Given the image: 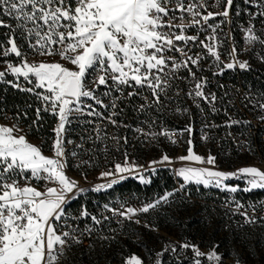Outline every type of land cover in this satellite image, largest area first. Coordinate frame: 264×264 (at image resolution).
<instances>
[{
	"label": "snow or ice",
	"instance_id": "snow-or-ice-1",
	"mask_svg": "<svg viewBox=\"0 0 264 264\" xmlns=\"http://www.w3.org/2000/svg\"><path fill=\"white\" fill-rule=\"evenodd\" d=\"M214 2L217 7L223 3L224 10L207 11L205 0H193L188 4H185L184 0H175V7H170L172 0H0V27L9 29L5 34L6 42L0 41V56L7 58L14 55L21 60L19 65L6 62V69L0 71V82L12 84L13 81L5 80L8 74H12L17 80L23 77L29 82L30 77L34 78V88L43 89L46 93H37L38 98L45 105H50L52 113L58 116V125L54 129L56 139L53 142V157L44 155L41 148L28 142L25 136L13 135V127L0 126V264H62L67 250L72 246L69 241L76 244L81 242L72 231H58L57 222L65 216L67 194L78 187V182L65 172L66 159L62 134L73 113L85 114L84 108L81 107L82 98H91L97 105L107 108L109 105H105L96 95V89L105 86L108 91L103 93L104 96L110 97L113 89L122 96L123 88L127 86L133 89L128 92L129 97L139 95L135 91L137 87L147 88L151 91L152 103L159 104L161 96L167 95V90L178 78L177 73L183 68L189 71L193 81V89L188 95L209 104L216 101L214 93L206 94L204 91L207 79L204 77L197 79L196 74L191 71L190 66L199 67L203 57L191 56L179 46V43L186 47L189 42H198L216 61L220 60L219 52L216 50L219 46L217 30L220 23L230 22V10L234 6V0ZM246 2L259 9L258 12L249 13L250 16L264 18V0ZM204 11H207L206 15ZM176 12H179L180 16H176ZM185 14L190 17L188 23L184 22ZM3 17L14 20L15 27L7 23ZM217 17L222 18L220 23H209ZM177 20L180 22L177 23ZM193 27L201 29L206 27L210 30L211 35L207 36L206 40L212 43L200 40L198 35H186L185 31ZM176 29H179V33L175 31ZM17 30L19 38L24 39L29 48L38 55H59L61 59L75 66V69L65 67L59 62L29 63L26 54L17 44ZM244 31L245 39L250 45L257 42L264 44V38L256 34L251 20ZM33 38L35 43L32 42ZM170 52L176 55H168ZM261 59L264 60V57ZM224 67L247 69L250 65L247 61L233 59ZM90 73H96L91 86L85 83ZM14 86L20 87L19 83H15ZM34 88L23 90L32 92ZM144 99L147 100V97ZM255 106L264 110V103L257 102ZM84 107L91 108L90 105ZM111 107L113 109L116 107L115 100L111 102ZM144 108L145 105L140 106V110ZM44 110L48 111L49 108L45 107ZM212 110L215 111V108ZM36 111L39 115L41 109ZM87 114L102 116L95 109ZM260 119L264 120V116ZM110 122L114 125L117 123L111 119ZM186 131L191 132V127ZM163 135L167 136L169 133L165 132ZM188 144V154L180 156L181 161L215 163L214 156L209 155L205 158L195 154L190 139ZM72 155L75 156L76 153L73 152ZM170 159L164 154L161 162H170ZM136 167L138 166L134 164L129 165L126 160L124 165L116 163L114 171L103 172L101 176L131 173ZM179 175L186 183L223 187L233 193L239 191V187H229L225 181L247 176L246 183L249 187H245L243 191L264 189V170L255 166L243 167L236 172L204 167H182L179 169ZM125 178L123 175L120 176L121 180ZM21 179L25 181L23 185L20 184ZM32 179L52 182L59 187H46L44 191H40L29 183ZM140 179L144 183L149 182L142 176ZM117 182L112 180L107 185H97L95 190L112 187ZM171 195L172 193H168L161 200L167 201ZM161 200L148 203L140 209L128 207L126 211L118 213L114 210V214L131 220L139 213H147L150 209L156 208ZM237 207L242 205L238 204ZM82 215L87 217L89 213L83 211ZM244 215L248 223H255V217L249 216L248 213ZM91 219L100 223L95 216ZM183 247H192L197 257L203 256L215 264H221L222 258L215 248L203 253L198 247L188 243ZM125 264H143V260L133 255L126 259ZM157 264L160 262L157 261ZM195 264H201V261L197 259ZM235 264H240L239 260Z\"/></svg>",
	"mask_w": 264,
	"mask_h": 264
},
{
	"label": "rangeland",
	"instance_id": "rangeland-1",
	"mask_svg": "<svg viewBox=\"0 0 264 264\" xmlns=\"http://www.w3.org/2000/svg\"><path fill=\"white\" fill-rule=\"evenodd\" d=\"M3 18L15 27L14 20ZM3 28L0 40L6 42L5 34L9 29ZM32 42L35 43L34 38ZM17 44L26 54L29 63L59 62L75 69V66L59 55H38L24 39L19 38V30ZM6 62L19 65L21 60L14 55L3 59L0 71L6 69ZM95 76L96 73H90L85 83L91 86ZM5 80L13 83L0 82V86L8 88L15 97L17 91L13 86L16 77L8 74ZM42 91L43 89L37 88L35 92H17L24 94L23 104L17 102L19 105L13 110V121L0 114V126L13 127V135L25 136L28 142L39 146L44 155L53 157V142L56 139L54 129L58 125V116L52 113L50 105H45L38 98L37 93ZM106 91L108 88L100 86L96 89V95L101 99ZM116 94L118 92L113 89L111 95ZM85 105H90L91 108L84 107ZM141 105L137 107V114L144 112L145 108L140 110ZM183 106L185 107L178 108L179 113H182L178 118L164 122L158 118H146L133 123L136 119L133 116L116 121L115 125L111 123L120 134L118 143L113 144L104 134L101 116L87 114L92 109L99 112L100 105L91 98H82L81 107L85 114L73 113L62 134L65 172L78 182V187L67 194L65 216L57 222L58 231H72L81 242L76 244L69 241L72 246L67 250L62 264H125L126 259L133 255L139 256L143 264H157V261L160 264H195L197 259L201 264H215L206 257H197L192 247L184 248L185 243L198 247L203 253L215 248L222 258L221 264H235L237 260L240 264H264V189L243 191L245 187H249L246 183L247 176L225 181L229 187H239L240 190L233 193L223 187L186 183L179 175L182 167L236 172L243 167L255 166L264 170V120L260 119L259 129H244L235 133L228 128L211 124L207 118L192 116L191 104ZM45 107L49 110L45 111ZM37 109H41L39 115ZM173 127L179 132V138L174 140L176 143L172 142V135L169 133ZM189 127L191 132L186 131ZM165 132L169 135H163ZM149 133L155 135H147ZM70 137L75 139L73 143H69ZM189 139L195 154L205 158L214 156L215 163L181 161L179 157L188 154ZM73 152L76 153L75 156L72 155ZM164 154L171 158L170 162H161ZM126 160L129 165L138 167L131 173L101 176L103 172L114 171L116 163L124 165ZM153 161L158 163L153 164ZM163 171L167 173L163 175ZM121 175L126 178L121 180ZM141 176L149 182L144 183ZM169 176L173 177L174 183L169 180ZM130 179L142 185L153 186L156 183V186L138 196L130 191L116 190V187ZM112 180L118 182L112 187L95 190L97 185H107ZM32 186L40 191H44L46 187H59L52 182ZM80 189L84 191L81 192ZM168 193L172 195L168 196L167 201L161 200ZM157 200L161 202L156 208L147 213H139L131 220L114 214V210L118 213L126 211L128 207L140 209ZM87 203L91 209L86 207ZM238 204L242 207L238 208ZM83 211H87L89 216H83ZM244 213L255 217V223H248ZM92 216L100 223L92 220Z\"/></svg>",
	"mask_w": 264,
	"mask_h": 264
},
{
	"label": "built area",
	"instance_id": "built-area-1",
	"mask_svg": "<svg viewBox=\"0 0 264 264\" xmlns=\"http://www.w3.org/2000/svg\"><path fill=\"white\" fill-rule=\"evenodd\" d=\"M193 0H184L185 4L192 3ZM207 4V11L222 12L224 10V4L221 3L219 7L216 6L214 0H205ZM170 7H175V0H172ZM203 11V10H202ZM204 11V14H207ZM259 9L255 5H250L246 0H234V6L230 10V22L220 23L221 17H217L215 20H210L209 23L218 24L220 28L217 30V40L219 46L216 49L219 52L220 60L216 61L206 49L201 47L199 43L189 42L187 46L183 43H179L181 48L188 51L189 55L196 56L200 55L201 59L199 67L190 66L191 71L196 74L197 79L204 77L208 83L204 88L206 94L214 93L217 97L213 104H209L201 99H194L189 96L188 93L193 89L192 77L189 71L181 69L177 73V79L173 82V86L167 90V95L161 96L159 104H153L151 91L147 88L140 89L136 88L135 91L139 95L129 97L128 92L133 91L132 88L125 86L123 95L118 92L116 95L102 96L101 99L105 105L109 107L105 108L100 105L99 112L101 116V124H103L104 134L111 139L112 143L116 144L119 141L120 134L111 124V120L122 121L133 116H141V119H153L158 118L163 120H172L174 117L178 118V108L185 107L184 104L192 106L191 115L196 117L207 118L211 124H217L220 127L228 128L235 133H240L241 130H248L252 128H261L260 116L264 114V110H261L258 106H255L257 102L264 103V88L255 86L251 82L250 85L246 84L245 76L248 74L249 77L254 81H262L264 83V44L259 42L249 44L245 39L246 33L244 29L249 26V21L255 26L256 34L264 38V18L256 16L252 17L249 13L258 12ZM237 12L239 14H237ZM172 15V13H170ZM176 16H180L179 12L175 13ZM190 17L185 14L184 22L188 23ZM177 23L180 21L177 20ZM167 31V29H165ZM179 33V29L175 30ZM186 35H198L200 40H204L206 43H212L206 40V37L211 35L210 30L204 28H189L185 31ZM235 52L233 53V49ZM230 53L232 55H230ZM168 55H176L174 52L168 53ZM179 59V57H177ZM233 59L236 61H247L250 65L247 69H240L235 67L233 69H227L224 67ZM3 65V60H0V66ZM221 69L223 71L221 72ZM31 82L26 81L23 77L19 80H15V83H19L20 87L15 88L17 92H28L23 89L34 88L35 80L31 78ZM190 86V87H188ZM188 87V88H186ZM37 88H34L32 92H35ZM9 89H5L0 92V114L7 120H14V113L6 103V93ZM42 94H46L44 90ZM119 97V99H117ZM147 97V100L144 99ZM115 100L116 107H111V102ZM145 104L144 112L137 114L139 111V105ZM151 105V106H148ZM215 108V111L212 109ZM130 110L131 115H127ZM115 113V115H113ZM110 118V119H109ZM234 118V120H233ZM238 122V123H234ZM264 130V128H263ZM169 133L172 135V140L179 138V132L176 128H170ZM243 141V136L240 137ZM79 141V138H76ZM69 143H73L75 139L70 137ZM148 141V139H147ZM83 144H85L83 142ZM46 183L44 181H38L32 179L29 181L31 185L37 183ZM24 180H20V184L23 185Z\"/></svg>",
	"mask_w": 264,
	"mask_h": 264
},
{
	"label": "trees",
	"instance_id": "trees-1",
	"mask_svg": "<svg viewBox=\"0 0 264 264\" xmlns=\"http://www.w3.org/2000/svg\"><path fill=\"white\" fill-rule=\"evenodd\" d=\"M3 29H4L3 27H0V31H2ZM3 59H5V57L0 56V60H3ZM243 76H245V81H246L247 85H250L251 82L253 81L252 83L255 84V86L257 85L261 88H264V83L261 80L260 81H254V80H252L251 77H249L248 74H243ZM4 90H5V87L0 86V92L1 91L3 92ZM15 93H16L15 97L13 96V92H11V91H7V93H6V95H7V97H6L7 106L9 108H11L12 110H14L17 105H19V103H17V102H20L23 104L22 99L24 97V94H20L17 92H15ZM127 113H128L127 115H131L130 110ZM139 119H141V116H136V119L134 120L133 123H136ZM163 172H164L163 175H165L167 173V171H163ZM169 180H171V182L174 183L172 176H169ZM153 186H156V183H154ZM153 186L152 185H142L141 183L137 182L136 180L130 179L127 182L116 187V190H119L122 192L130 191L131 193H135L138 196L139 194H144L145 191H149L151 189V187H153ZM86 207L88 209H91V206L88 203L86 204Z\"/></svg>",
	"mask_w": 264,
	"mask_h": 264
}]
</instances>
